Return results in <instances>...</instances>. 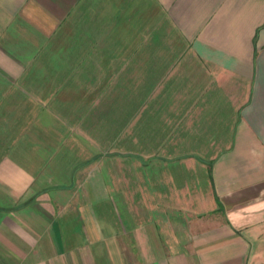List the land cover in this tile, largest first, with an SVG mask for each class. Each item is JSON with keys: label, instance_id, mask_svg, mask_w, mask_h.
I'll use <instances>...</instances> for the list:
<instances>
[{"label": "crops", "instance_id": "0c3cea01", "mask_svg": "<svg viewBox=\"0 0 264 264\" xmlns=\"http://www.w3.org/2000/svg\"><path fill=\"white\" fill-rule=\"evenodd\" d=\"M0 264H264V0H0Z\"/></svg>", "mask_w": 264, "mask_h": 264}]
</instances>
